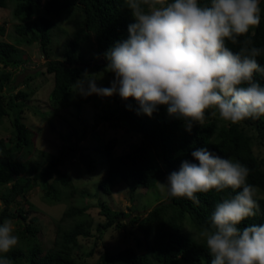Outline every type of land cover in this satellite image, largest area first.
Wrapping results in <instances>:
<instances>
[{"label":"trees","instance_id":"16d2710c","mask_svg":"<svg viewBox=\"0 0 264 264\" xmlns=\"http://www.w3.org/2000/svg\"><path fill=\"white\" fill-rule=\"evenodd\" d=\"M8 1L13 2L12 16L18 22L13 26L15 36L11 38L12 41H0V124L12 112L15 135L9 140L0 136V203L3 205L0 224L5 219L18 223L20 229L16 235L20 242L19 247L7 254V258L12 264H78L73 254L78 247L79 238L92 237L93 219L88 215L82 222L68 227L58 226L53 248L39 256L43 250L36 241L37 229L33 226V220L27 223L26 212L19 200L37 185H40L47 197L56 202L73 200L78 191L71 184L69 175L62 172L60 167L71 152L78 150V145H64L58 155L40 151L39 154L44 159L38 162L33 161L32 156H20L22 150L32 144V139L31 132L21 117L23 109L18 98L23 94L14 93L16 89H11L13 71L9 69H20L25 64L21 46L37 44L46 61V73L54 77V85L48 97L51 111L58 114L74 104H88L93 101L92 95L78 94L74 84L84 77L83 74L89 67L98 73L112 74L106 71L108 62L104 59V53L117 41L127 38L128 25L134 23V20L125 0H0V8H5ZM199 3L209 4L210 0H199ZM260 8V25L251 29L247 37L240 39L251 38L256 47L264 49L262 1ZM77 12L83 26V30L79 32L81 34H76L68 41L63 60L49 59L48 47L53 26L51 17ZM4 35V29L0 26V36ZM90 37H93L95 43V60L84 59L80 52L81 43ZM228 46L234 52L239 50V45L229 42ZM257 60L264 67V54ZM254 80L264 87V73H256ZM105 98L111 101V109L97 107L102 110V114H96L93 128L102 122L115 121L117 127L125 128V131L137 136L139 140L118 156L112 155L118 139L113 137L104 144L107 169L98 183L104 194H110L118 180L130 181L133 188L149 189L161 179L166 180L171 172L178 171L182 161L198 163L192 152L204 147L225 159L239 161L247 166L250 169L248 183L264 193V159H258L253 152L256 139L264 144V117L246 119L238 124L229 121L222 123L217 112L218 118L206 115L204 122L194 125L189 132L182 119L169 116L166 106H159L149 117L140 111L134 99L124 101L118 94ZM252 131L256 136L251 134ZM79 160L87 172L95 170L94 162L87 154L81 153ZM235 194L236 191L231 189L197 193L198 203L168 194L164 201L143 216L132 217L125 211H113L102 205L100 215L105 223L100 229L115 228L122 231L127 229L128 222L143 237L145 250L137 253L133 248H126L116 256H111L105 250L95 264H211L212 257L205 240L185 234L183 224L188 221L200 233L210 225L216 204ZM255 199L259 203V211L239 227L264 224V199L258 196ZM23 204L30 211L33 209L32 204L26 200ZM14 205L16 208L12 211L11 207ZM72 206L75 214H82L84 206L77 208L75 203ZM92 253L93 251L90 255Z\"/></svg>","mask_w":264,"mask_h":264},{"label":"clouds","instance_id":"9594fccd","mask_svg":"<svg viewBox=\"0 0 264 264\" xmlns=\"http://www.w3.org/2000/svg\"><path fill=\"white\" fill-rule=\"evenodd\" d=\"M134 23L128 36L104 53L110 87H99L97 74L84 72L74 86L78 94L134 99L151 117L159 106L182 119L191 132L206 112L232 124L264 117V87L254 80L264 73L257 58L264 49L247 37L261 23L260 0H125ZM239 45L234 52L228 43ZM87 85V86H85ZM198 163L184 160L161 188L172 197L199 202L197 193L236 191L216 204L210 225L200 232L211 264H264V224L241 228L259 211L258 189L248 183L250 169L207 147L192 152ZM242 189V190H241ZM240 190V191H237ZM14 221L0 224V264L19 244Z\"/></svg>","mask_w":264,"mask_h":264},{"label":"rangeland","instance_id":"374dc122","mask_svg":"<svg viewBox=\"0 0 264 264\" xmlns=\"http://www.w3.org/2000/svg\"><path fill=\"white\" fill-rule=\"evenodd\" d=\"M261 1L264 3V0ZM12 9L13 2L11 1H8L5 8H0V26L4 29L5 34L0 36V41L10 42L11 38L15 36L13 26L18 21L12 16ZM51 21L53 26L52 39L48 47L49 59L63 60L68 41L83 30L81 16L77 12L73 15L51 17ZM20 48L26 62L20 69H9V71H13L11 89H16L14 93L23 94L18 98L23 109L21 117L23 123L30 130L32 139V144L23 149L20 156L22 158L32 156V160L38 162L44 159L39 154L40 151L58 155L64 145L75 143L78 145V150L71 152L60 167L62 172L69 175L71 184L78 191L73 200L56 202L45 195L40 185L35 186L24 197L19 198L21 206L26 212L27 223L33 220V226L37 229L36 241L41 244L43 250L39 256H43L53 248L58 226L68 227L76 222H82L88 215L93 219L92 237L89 239L79 238L78 247L73 254L78 264H95L105 250L111 256H116L119 251L126 248H133L137 253H142L145 250V242L136 227L126 222V230L118 231L115 228L101 230L105 219L100 215V210L104 205L113 211H125L131 217L143 216L167 198V189L162 190L161 188V183H166L165 178L149 189L133 188L130 181L118 180L111 193L104 194L98 187V183L105 176L107 169V156L103 152L104 144L113 137L118 139V144L112 154L118 156L136 144L139 138L125 131V128L117 127L115 121L112 123L102 122L93 128L96 114H102V110L97 107H102L104 110L111 109L109 105L111 101L105 97L92 95L93 101L88 104L80 106L74 104L58 114L52 112L48 105V97L54 85V77L45 71L46 61L43 53L37 44ZM80 52L86 60L97 58L93 37L81 43ZM87 72L97 74L96 79H98L99 87H110L111 81L115 78L114 74L98 73L92 67H89ZM211 112V109L208 110L206 115L210 118H218L217 114L211 115ZM220 121L228 122L223 119ZM251 134L256 136L254 131ZM14 135L13 113L9 112L3 123L0 124V136L9 140ZM258 141L256 139L253 152L258 159H264V144ZM32 148H34L33 151ZM81 153L87 154L93 160L95 166L93 172H87L86 167L80 163ZM256 196L264 199L262 192L258 191ZM25 200L32 204L31 211L26 204H23ZM74 203L77 208L84 206L82 214L74 213V205L72 206ZM15 208L14 205L11 210L14 211ZM1 209H3L2 203H0ZM14 226L16 234L20 228L16 222H14ZM183 232L198 240H204L188 221L183 224ZM91 251L93 253L90 255Z\"/></svg>","mask_w":264,"mask_h":264},{"label":"water","instance_id":"95a60500","mask_svg":"<svg viewBox=\"0 0 264 264\" xmlns=\"http://www.w3.org/2000/svg\"><path fill=\"white\" fill-rule=\"evenodd\" d=\"M102 63V62H101Z\"/></svg>","mask_w":264,"mask_h":264}]
</instances>
